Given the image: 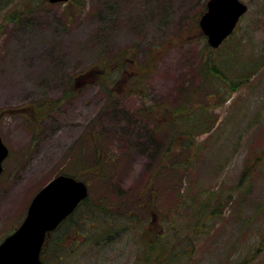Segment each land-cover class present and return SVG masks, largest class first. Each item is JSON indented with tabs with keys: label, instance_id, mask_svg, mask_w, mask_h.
<instances>
[{
	"label": "rangeland",
	"instance_id": "rangeland-1",
	"mask_svg": "<svg viewBox=\"0 0 264 264\" xmlns=\"http://www.w3.org/2000/svg\"><path fill=\"white\" fill-rule=\"evenodd\" d=\"M241 1L247 10L214 48L199 26L208 0H0V136L9 150L0 173V242L20 224L41 186L60 172L77 171L88 185V201L73 213L76 222L65 221L50 234L44 264H141V197L135 198L157 166L154 152L143 150L154 124L141 113L161 104L201 117L192 121L199 129L191 149L183 154L186 146H171L180 155L177 166L157 174L165 198L154 202L157 214L146 224L183 228L179 247L189 255L178 264H264V0ZM127 48H134V63L123 54L110 69L97 70L103 54ZM147 59L149 70L143 68ZM214 59L232 67L207 78L205 64ZM134 71L142 87L132 86ZM51 102L38 122L37 113L22 111ZM91 132L107 149L111 182L95 176L99 149L90 147ZM80 157L85 165H78ZM122 196L124 205L133 199L127 208L140 217L137 225L126 217L117 226L102 223L113 208L107 214L102 206L92 208L94 220L87 210ZM208 198L215 214L203 205L198 235L196 221L188 220ZM96 223L109 225L108 233L116 229L117 238L101 241L107 231L95 233ZM67 225H79L78 231ZM61 229L67 233L55 252Z\"/></svg>",
	"mask_w": 264,
	"mask_h": 264
},
{
	"label": "trees",
	"instance_id": "trees-1",
	"mask_svg": "<svg viewBox=\"0 0 264 264\" xmlns=\"http://www.w3.org/2000/svg\"><path fill=\"white\" fill-rule=\"evenodd\" d=\"M134 53H135L134 48H130V49L127 48L126 50H124V51L121 50L117 54L115 53V55H112V56H108V55L103 54V56L100 57V61H99L101 64H103V66L97 68V70L102 71L103 69H110L112 67V65L110 63L112 61V59L119 57V56L121 57L123 54H124V56H127V58L125 57L127 59V61L134 63L135 59H133L131 57L132 55H134ZM224 61L226 63V60H224ZM256 61H259V59H257ZM260 62H261V60H260ZM152 63H153L152 60L146 61L143 68H146L149 70V67L153 65ZM215 64H216L215 59L211 60L208 64H205V66L208 65V69H204L203 71L205 72V75L207 78H212L213 72L214 73L216 72V74L223 73L224 72L223 69L232 67V66H229V64H227V63L224 65L222 64L223 65L222 66L221 63L219 62V63H217V64H219V66L217 67V64H216V67H217L216 68ZM124 66H125V63H120L121 68H123ZM130 66H131V68H133L132 63ZM258 67H260L259 64L256 65V68H258ZM256 68H254L255 71H256ZM252 69H253V67H252ZM238 71L240 73H243L240 70H238ZM240 76H241V74H238V77H240ZM132 78H133V82H134L132 85L133 87L137 88V87L143 86L142 83L144 80H143V78H141V74H139L137 71L133 72ZM102 79H107V78L102 77ZM99 85H101L105 89L103 91L105 93H107L106 96H108V98H111L112 93L109 90H107L106 85L104 83H99ZM186 96L187 95H184L185 99L188 98ZM38 105L39 104H37V103L36 104L32 103V104L28 105L29 111L27 109H22L23 113H25L27 115L31 112L37 113V115H39V116H37V117L34 116V118H35L34 120H36L35 122H38L40 120L41 115L44 114L43 110H48V111L51 110V108L54 106V102H51V104H48V107L46 109H43V110H41L38 107ZM156 105L144 106V113H145L144 115L145 116L141 113V120L152 121L154 124V127L152 129H150V131L147 132L148 143L146 144V148L143 147V150L148 151V153L150 150H151L150 152H154L153 154H155V156L153 157L152 163L155 164V162H157V166L152 171L151 181H148L147 183L144 182V186L141 187V192L139 193L138 197L135 198L136 203H138V200H136V199L141 197V203H139V204L141 206V223H142V225H141V236H143L142 237L143 244H141V251H140L141 254H139V256L141 258V264H171V263L178 264V262L185 260V258H184L185 255H189V253L187 251L183 252L182 249L179 247L181 245L183 239L178 238V232H180V230L182 232L183 228L177 227L175 224L172 223V227H170L167 224H160L159 228L156 229V226L147 225L146 223L152 221V215L153 214H157V212L152 211V208L154 207V202L158 201V200H162L163 198H165L164 197L165 193H166L165 187L159 188L158 185L155 184L157 182V177L159 178V176L157 174H159L161 172L162 175H166V171H164L165 169H172L175 166H177L176 160L180 155L176 156L175 154L171 153V148H172L171 146L172 145L179 143L182 146H186V148H184V150H180V152H182L183 154L186 153L188 149H191L193 147V144H194L193 143V136H195V134H193V133L196 132V130H198L199 127L197 126L198 125L197 123L194 126L192 124V121L198 120L201 117V112H199V114H189V111L185 110L184 112L181 111V113H178L177 111H175L174 109H170L166 105H164V106H162L161 104L158 106H156ZM159 108L161 111L158 110ZM11 110H14V109H11ZM142 110H143V107L141 108V111ZM196 113H198V112H196ZM175 124H178V125L180 124L181 127H179V129L178 128L175 129V131L174 130L172 131L171 129H169L171 127L174 128ZM120 128H125V127L123 125H121ZM156 133L163 136V138H161L160 141L158 139L154 138L153 134H156ZM89 135H90L89 137L91 139V146H90L91 149L94 150V152L99 149L98 150L99 152L97 154H95L93 157V163L95 162L94 164H97V166H98V168L95 172V176L100 177V179H103L104 177H105V179H108V178H110V175H108L109 170L107 169L106 166H107V164H110L111 160H109L107 158L108 156H106L105 152H107V151H105V150H107V149H104V145L101 141V138L98 134L96 135V132H95V134L91 132V133H89ZM164 138H166V141ZM189 138H190V140H188ZM164 141L166 143H163ZM151 146L154 147V150H152L150 148ZM81 154H82V151H81ZM79 160L81 162L79 161L78 165H80V164L85 165V163H83L84 160H82L81 157L79 158ZM151 169L152 168L150 166L148 171H150ZM76 172L77 171H75V172L63 171L60 173L69 174V175H72V176L78 178V174ZM81 179H83V178H81ZM108 180H109V182H111L110 179H108ZM109 182H108V187L110 188ZM164 182H166V181L163 180V183ZM111 186H112V183H111ZM105 192H106V190H105ZM211 194H214V193H211ZM124 200H125V198H124V196H122L119 199V201L116 202V204H112V205H107V204L106 205H104V204L97 205L95 203H91L87 206V210H89V212L91 213L93 220H94L95 216L93 214L92 208H95V207L97 208V207L102 206L103 209H105L103 211L106 214H107L106 210L108 211L110 208H113L112 215H110V213H108L111 216V219L108 218V221H107V219L103 218L102 223L114 224L116 226L123 224V222L117 218L119 217V215H121V214L123 215L125 213L126 215L124 216V218L126 216H129L127 218V223L129 221L132 225H137V223H139L138 219L140 217L137 214L136 215L133 214V211H131V210H129V208H127L128 206L134 204L133 199L128 200L127 205L123 204ZM86 201H88V196L80 204H84V203H86ZM205 203H206V205H204ZM211 204H212V201H210V199L208 198V202L205 201L202 204V209L198 210V205H197V209H196L194 215L191 217L190 220H188V222L196 221L195 225H192V229H193V232L195 234L201 235V231L199 230V225L197 227V224L201 221L203 214H206L205 211L210 209V211H208L209 214L210 215L215 214L214 209L212 208V206H210ZM203 205H204L205 211H203ZM122 209H126V210L123 212ZM163 209H165V208H163ZM75 210H74V212H75ZM100 211H102V210H100ZM73 213L70 214L65 220H63V222L55 230L60 229L61 225L65 221L71 220L72 224L74 222H76V221L72 220ZM87 214L88 213H86V215ZM115 214L117 215V217L114 216ZM92 223H94V222L92 221ZM64 226L65 225H63V227ZM95 226L99 227L98 230H101L99 232H97L98 230L94 231L97 234H101V233L103 234L107 231L106 236L101 237V241H107V240L113 241L118 236V231L116 229H114L113 232L108 233L110 230L109 225L108 226L107 225H97V223H96V225H93V227H95ZM122 226H123V228H125V225H122ZM67 228H68L67 230L71 229V230L76 232V231H78L79 225H67ZM62 229L60 230V233H58L56 235L54 242L52 244V247L55 250V252L57 251V249L60 248L62 240L64 239L63 236H65L67 233V232H64V230H62ZM50 234L47 235V237L45 239V242H44V245L42 248V252H43V249H45L46 244L48 243L47 241L49 239ZM144 241H146V242L144 243ZM78 244H79V242H78ZM176 244H178V245L176 246ZM45 250L47 251V248ZM41 258H43L42 253H41Z\"/></svg>",
	"mask_w": 264,
	"mask_h": 264
},
{
	"label": "water",
	"instance_id": "water-1",
	"mask_svg": "<svg viewBox=\"0 0 264 264\" xmlns=\"http://www.w3.org/2000/svg\"><path fill=\"white\" fill-rule=\"evenodd\" d=\"M51 3L66 0H48ZM199 26L211 47H218L247 10L241 0H208ZM8 148L0 136V173ZM84 181L59 174L43 185L30 200L20 225L0 242V264H43L40 250L48 232L54 230L85 199Z\"/></svg>",
	"mask_w": 264,
	"mask_h": 264
},
{
	"label": "bare ground",
	"instance_id": "bare-ground-1",
	"mask_svg": "<svg viewBox=\"0 0 264 264\" xmlns=\"http://www.w3.org/2000/svg\"><path fill=\"white\" fill-rule=\"evenodd\" d=\"M47 111H48V110H43V112H44L45 115H47ZM44 114H43V115H44ZM43 115L41 116L42 118H44ZM112 211H113V210L109 211L108 213H110V215H112V213H113ZM125 215H126V214H125ZM114 216L117 217L116 214H115ZM121 217H122V216L119 215V217H118L117 219H120L121 221L125 220V218L121 219ZM128 217H129V216H126V218H128ZM124 222H126V220H125ZM121 226H122V225H121Z\"/></svg>",
	"mask_w": 264,
	"mask_h": 264
}]
</instances>
